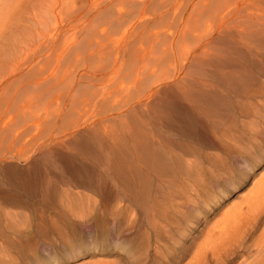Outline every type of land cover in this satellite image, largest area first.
Here are the masks:
<instances>
[{"label": "rangeland", "instance_id": "1", "mask_svg": "<svg viewBox=\"0 0 264 264\" xmlns=\"http://www.w3.org/2000/svg\"><path fill=\"white\" fill-rule=\"evenodd\" d=\"M263 16L264 0H0V198L28 179L39 195L0 203L26 212L1 218L9 263L188 264L237 222L203 264H264V211L246 219L264 178ZM89 160L76 202L89 170L72 163ZM95 213H112L100 237ZM88 219L70 244L54 227Z\"/></svg>", "mask_w": 264, "mask_h": 264}, {"label": "bare ground", "instance_id": "2", "mask_svg": "<svg viewBox=\"0 0 264 264\" xmlns=\"http://www.w3.org/2000/svg\"><path fill=\"white\" fill-rule=\"evenodd\" d=\"M264 17V16H263ZM144 20H145V18H144ZM140 23H142L141 21H140ZM240 77H242V76H240ZM242 80H243V78H242ZM204 90V89H203ZM206 90V89H205ZM185 91V90H184ZM210 91V90H209ZM195 92L196 93H194V95L195 94H197V93H200V92H203V91H196L195 90ZM212 92V91H211ZM188 93V92H187ZM200 94H203V93H200ZM199 94V95H200ZM198 95V94H197ZM205 95V94H204ZM215 96V94L214 93H211V95H210V97H207V98H213ZM186 97V96H185ZM190 96H188V99L190 100L192 97H190ZM183 99V98H182ZM187 99V100H188ZM185 100V99H184ZM192 101H194L195 99L194 98H192L191 99ZM191 101V102H192ZM190 102V103H191ZM198 102V101H197ZM188 103V102H187ZM201 103H203V102H201ZM215 103V102H214ZM197 104V103H196ZM210 104H212V103H210ZM202 105V104H201ZM201 108H204L203 106H200ZM198 110V109H197ZM213 110V109H212ZM215 111V110H214ZM217 112V111H216ZM210 113H212V112H210ZM205 114V113H204ZM209 114V113H208ZM205 115H207V114H205ZM200 116V115H199ZM201 117V116H200ZM88 119V118H87ZM83 123V122H82ZM80 125H82V124H80ZM99 126H101V125H99ZM99 128V127H98ZM78 130V129H77ZM90 133V132H89ZM99 134V133H98ZM75 136V135H74ZM88 136V135H87ZM84 138V137H83ZM95 138V137H94ZM75 139V138H74ZM76 140V139H75ZM94 141V140H93ZM65 142V141H64ZM90 143V142H89ZM96 143V142H95ZM97 143H98V140H97ZM96 143V144H97ZM83 144H85V142L83 143ZM140 144V143H139ZM64 145H66L67 146V144H64ZM72 145V144H71ZM87 145V144H86ZM93 145H94V143H93ZM140 146H141V144H140ZM70 147V146H69ZM72 147V146H71ZM84 148H85V146H83ZM83 147L81 148V149H83ZM87 147V146H86ZM91 147V146H90ZM93 148H94V146H92ZM68 148V147H67ZM73 149H76V147H74ZM90 149V148H89ZM58 150V149H57ZM85 150V149H84ZM90 150H92V148L90 149ZM54 151V150H53ZM79 151V150H78ZM81 151V150H80ZM86 151H87V149H86ZM85 152V151H84ZM90 152V151H89ZM93 152V150L91 151V153ZM98 152V151H97ZM77 153V152H76ZM93 153H95V152H93ZM92 153V154H93ZM100 154V153H99ZM65 155H67V154H65ZM69 155V154H68ZM73 155V154H72ZM70 156V155H69ZM85 156V155H84ZM65 157V156H64ZM73 157H74V155H73ZM81 157V156H80ZM148 157V156H147ZM82 158H84V157H82ZM81 159V158H80ZM99 159V158H98ZM83 160H85V159H83ZM48 161V160H47ZM49 162V161H48ZM68 162V161H67ZM72 162H75V161H72ZM125 162V161H124ZM47 163V162H46ZM46 163H44V164H39V165H47L46 167H48L49 166V164H46ZM55 163V162H54ZM63 163V162H62ZM102 163V162H101ZM50 164H52V163H50ZM57 164H59V163H57ZM61 164V163H60ZM59 164V165H60ZM69 164V163H68ZM73 165H76L79 169H88L89 171L88 172H90V173H88V172H84V174H82V180H78L77 182L78 183H76V184H78L79 186H82V188L83 189H79V190H77V191H75V194L74 195H76V196H78V197H76L75 196V200H76V202H80L81 203V201L82 200H84L83 199V195H86L89 191H88V189H89V187H90V182H91V180L94 178V180H95V178H96V176L98 175V173H96V174H94V172H96L97 170H99V168L101 167V166H99L100 165V162H99V160H89V161H81L80 163H76V164H74V163H72ZM109 164H111V162L109 163ZM112 164H113V162H112ZM121 164V163H120ZM53 166L54 165H56V164H52ZM58 165V166H59ZM64 166H65V168H66V166L68 167V165L66 164L65 165V163L63 164ZM72 165V166H73ZM108 165V164H107ZM115 165V164H114ZM113 165V166H114ZM42 166V167H43ZM63 166V167H64ZM75 166V167H76ZM131 166H133V165H131ZM41 167V168H42ZM108 167V166H107ZM110 167H111V165H110ZM135 167V166H134ZM55 168H56V166H55ZM59 168V167H58ZM61 168H62V166H61ZM60 168V169H61ZM64 168V169H65ZM71 168V167H70ZM112 168V167H111ZM113 168H115V167H113ZM112 168V169H113ZM37 169V168H36ZM40 169V168H39ZM49 168H44V170H48ZM63 169V171H65ZM68 169V168H67ZM108 169H110V168H108ZM59 170V169H58ZM77 170V169H76ZM104 170V169H103ZM107 169H105L104 171H106ZM116 170V169H115ZM110 171V170H109ZM120 171V170H119ZM118 171V172H119ZM50 172V171H49ZM83 172V171H82ZM100 172H102V170H100ZM106 172H108V171H106ZM125 172V171H124ZM50 173H52V172H50ZM53 173H55V172H53ZM66 173V172H65ZM37 174V173H36ZM56 174V173H55ZM115 174V173H114ZM27 175V174H26ZM42 175H44L42 178H40V180H37L38 182H40L41 183V186L43 187V185H44V183H46V186H45V189L47 188V187H52V185H48L47 186V184H54L55 182V180L54 181H52V180H50L51 178V176L50 177H46V172L44 173V174H42ZM80 175V174H79ZM108 175H110V174H108ZM116 175V174H115ZM136 175V174H135ZM64 176V175H63ZM74 176V175H73ZM53 177V176H52ZM81 177V176H80ZM105 177V176H104ZM109 177V176H108ZM124 177H125V175H124ZM98 178V177H97ZM100 178H101V176H100ZM99 178V179H100ZM63 179V178H62ZM104 179V178H103ZM99 181V180H98ZM97 181V182H98ZM105 181H106V179H105ZM37 182V183H38ZM42 183H43V185H42ZM63 183V182H62ZM106 183V182H105ZM2 184V183H1ZM3 184H6V183H3ZM2 184V185H3ZM12 184V183H11ZM24 185V187H22V188H24V192L22 193V191H21V189H20V192L19 191H17L15 194H13L12 195V197L9 199V200H4L3 201V198H0V203L1 202H7V203H9V204H12L14 207H22L21 206V204H23V202H25L26 200H28L27 199V197H29L30 195H31V197L32 198H34V200H35V198L36 197H38L37 195H36V188H38V187H34V186H36L35 184V181H33L32 182V180H30V179H28V180H24L23 181V183H21V184H19V183H17V184H15L14 183V185L16 186H18V187H20V185ZM96 184V183H95ZM94 184V185H95ZM103 184V183H102ZM101 184V185H102ZM1 185V186H2ZM13 185V186H14ZM22 185V186H23ZM88 185H89V187H88ZM91 185H92V183H91ZM109 185V184H108ZM5 186V185H4ZM40 186V185H39ZM79 186H77V187H79ZM96 186V188H99V186H100V184H96L95 185ZM17 187V188H18ZM30 187V188H29ZM76 187V188H77ZM94 187V186H93ZM103 187V186H102ZM48 188V189H49ZM88 188V189H87ZM107 188V187H106ZM9 189V188H8ZM31 190L32 192L30 193L29 192V190ZM45 189H43V190H41V188H40V190L42 191L41 193H42V196H43V198L45 197L44 196V190ZM66 189V188H65ZM100 189H102L101 187H100ZM39 190V189H38ZM47 190V189H46ZM53 190V191H52ZM106 190V189H105ZM51 193H52V196L54 197V198H52V201H54V199L55 198H57V197H59V195H58V192H63L64 190H61V189H59L58 188V184H57V187L54 185V188H51ZM66 191V190H65ZM64 191V192H65ZM67 192H68V190H67ZM46 193H48V191H46ZM54 193V194H53ZM70 193V192H69ZM64 194V193H63ZM65 194H66V192H65ZM82 194V195H81ZM49 195V194H48ZM47 195V196H48ZM70 195V194H69ZM73 195V194H72ZM88 195V194H87ZM264 178H263V180L257 185V187L252 191V193H251V195H250V197L246 200L247 201V212H248V215L246 216V219H251V218H254L255 220H258L259 218H260V216H261V214L263 213V211H264ZM46 196V197H47ZM55 196H57V197H55ZM64 196V195H63ZM69 197V196H68ZM88 197V196H87ZM93 197V196H92ZM4 198H7V197H4ZM9 198V197H8ZM43 198H41V200L43 199ZM47 198H49V197H47ZM47 198H46V200H47ZM51 198V197H50ZM67 198V197H66ZM90 198V197H89ZM116 198V197H115ZM45 199V198H44ZM57 199H59V198H57ZM63 199V198H62ZM61 199V200H62ZM2 200V201H1ZM66 200V199H65ZM81 200V201H80ZM114 200H116V199H114ZM119 200V199H118ZM37 201V200H36ZM40 201V200H39ZM87 201V202H86ZM88 201H90V203H92V202H94L95 201V198L94 199H86L84 202L87 204V206H88V209L91 207V206H89L90 205V203H88ZM38 202V201H37ZM61 202V201H60ZM63 202V201H62ZM69 202H70V200H69ZM117 202V201H116ZM34 203V202H33ZM53 203V202H52ZM55 203V202H54ZM82 203H83V201H82ZM84 203V204H85ZM118 203V202H117ZM32 204V203H31ZM3 205V204H2ZM116 205V204H115ZM5 206V205H4ZM28 206V205H27ZM63 206V205H62ZM82 206V205H81ZM85 206L86 205H84V210H83V208L81 207V210H83V211H85ZM261 206V208L259 209V207ZM30 207V206H29ZM26 208V207H25ZM13 209V208H12ZM12 209H4L2 206H0V221H1V218H4L5 217V220L7 219V218H9V219H11V218H14V217H18V216H25V213L22 211V209L21 210H18V209H14V210H12ZM53 209V208H52ZM61 209V208H60ZM258 209H259V212H258ZM40 210V209H39ZM80 210V209H79ZM92 210V209H91ZM94 210V209H93ZM68 211V210H67ZM74 211V210H73ZM35 212V211H34ZM41 212V211H40ZM77 212H78V210H77ZM82 213V211H79V213ZM87 212V211H86ZM106 212V211H105ZM130 213V212H129ZM57 214V213H56ZM96 214V213H95ZM55 215V214H54ZM91 215V214H90ZM97 215V216H96ZM95 215V221L97 222V224H96V226H95V231L96 232H98V234H99V236L98 237H100L101 235H104L106 232L105 231H107L106 229H108V230H110L111 228L110 227H108V228H106L107 226V223L109 222V219L111 220V216H112V213H109V214H102V213H100V214H96ZM79 216V215H78ZM92 216V215H91ZM115 215H113V217H114ZM60 217V216H59ZM72 217V216H71ZM80 217V216H79ZM112 217V218H113ZM20 218V217H19ZM56 218V217H55ZM77 218V217H76ZM93 219V220H94ZM15 220V219H14ZM97 220H99V221H97ZM50 221V220H49ZM74 221H76V220H74ZM86 221V220H85ZM88 221H89V219L87 220V222H82L83 224H78L77 222V224L74 222V223H64L62 226H54L55 228H56V232L58 233V235H59V237L62 239V240H66L65 242L67 243V244H70V243H72V240H74L73 239V237H75L77 234L79 235L80 234V236L82 237V235H83V230H82V228L83 227H85V225L88 223ZM119 221V220H118ZM13 224V223H12ZM228 224H231V221L229 222V223H227V225ZM235 224V223H234ZM53 227V226H52ZM118 227V225L117 224H115V227H114V229L115 228H117ZM239 227V224L236 222V224L235 225H231V226H229V227H227V228H224V229H221L219 232H215V231H210V232H208L207 233V241H205V243H204V245H202V246H200L201 248H198L197 250H196V252H195V254L193 255V259H194V262H190V263H188V264H203V262H204V260H205V256H206V254L208 253V251H210L211 253H212V255H216V252L218 251V246L220 245V246H222V247H226L228 244H230L231 243V241H233L234 240V242H236V238L238 237V235H239V233L236 231L237 230V228ZM51 228V227H50ZM116 230V229H115ZM82 231V232H81ZM35 233V232H34ZM108 233V232H107ZM217 233V234H216ZM4 235H8L5 231H4V229L0 226V236L1 237H3L4 238ZM108 235V234H107ZM106 235V236H107ZM84 236V235H83ZM6 237V236H5ZM56 237H58V236H56ZM19 241V240H18ZM10 244H11V246L10 247H12V250L14 249V248H17V241H11V242H9ZM26 243V242H25ZM94 246V245H93ZM33 247V246H32ZM2 250V251H1ZM32 250V249H31ZM20 253H21V250H20ZM232 252H226L225 253V255H226V257L228 256V255H230ZM185 255V254H184ZM221 255V254H220ZM220 255H217V256H220ZM6 256H8L7 258H9L10 260H11V258H12V255H11V249H9V248H6V247H4V246H2V247H0V264H10L11 263V261L9 260V259H7L6 258ZM21 256V255H20ZM225 257V258H226ZM225 258L223 259V261L220 263V264H222L223 262H224V260H225ZM221 259V260H222ZM6 260V261H5ZM5 261V262H4ZM9 261H10V263H9ZM103 264V263H102Z\"/></svg>", "mask_w": 264, "mask_h": 264}]
</instances>
